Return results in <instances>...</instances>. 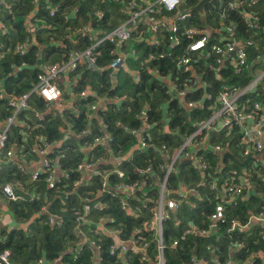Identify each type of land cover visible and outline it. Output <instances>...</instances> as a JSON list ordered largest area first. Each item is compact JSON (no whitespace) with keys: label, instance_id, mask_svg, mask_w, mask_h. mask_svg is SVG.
<instances>
[{"label":"trees","instance_id":"1","mask_svg":"<svg viewBox=\"0 0 264 264\" xmlns=\"http://www.w3.org/2000/svg\"><path fill=\"white\" fill-rule=\"evenodd\" d=\"M2 1L0 22L5 26V33L0 34V45L5 46V50L0 51V87L12 96L26 93L32 87L41 64L66 62L69 51L89 45L87 37L79 32L81 26L87 24L104 33L128 15L126 5L108 0H39L37 5L33 0ZM232 1L238 3L234 8H229L228 4ZM198 2L186 1L192 12L186 25L201 29L203 33L200 35L211 37L216 34L212 30L217 29L221 22L230 24L233 37L253 42L247 44L246 48L248 64L254 63L252 70L260 61H264V0H212L201 13L193 9ZM52 7H56L53 15L50 14ZM96 10L104 14L102 19H97L94 14ZM221 12H224V17L220 16ZM245 13L257 17L254 28L247 25ZM27 16L31 23L40 26L32 33L34 42L28 53L21 56L14 51V46L26 36L24 18ZM134 32L137 33L132 35L130 43L121 48L136 52L127 57L131 72L122 68L117 73L111 72L107 66L113 59L110 51L116 46L114 43H103L95 50L96 69L79 67L77 71L69 73L72 82L68 86H61L63 99L67 103L70 100V103L63 108H50L47 111L45 101L32 95L30 106L22 110L16 122L10 125L4 151L12 148L19 154H30L38 159L31 154L30 148L43 143L38 139L42 136L45 143L50 144L46 156L52 163L57 162L62 166L57 181L49 185L45 181V172L32 180L30 175L17 167L19 161L1 155L0 201L7 207L16 225L11 228L0 224V253L9 250L11 264L157 263L156 237L149 230H142L140 234L146 242L145 248H127L121 256H117L109 253L113 242L111 236L96 233L97 224L106 219V225L118 231V238L122 240L134 237V228L144 229L143 225L151 220L154 206L151 200L157 195L165 171V166H162L165 158L158 148L166 144L167 152L172 153L195 129L196 121L208 120L219 109L216 96L222 87L242 88L252 80V76L247 68L238 74H233L228 67L216 73L213 69L214 52L207 50L203 57H194L195 72L178 71L175 75L177 79L174 81L179 88L184 84L189 85L184 96H178L162 78L165 73L156 75L151 69L174 70L172 60L186 51L188 37L180 31V45L169 47L174 34L157 31L155 35L161 39L162 47L156 49L144 43L143 38L147 40L154 33L143 22ZM163 52L165 55L160 56ZM150 54H153L152 58ZM16 66L23 69L15 72ZM82 90H86L85 96L80 95ZM207 95L211 98L208 99ZM98 98H104L106 102L105 107L98 111V118H95L90 105ZM115 98H119L118 101H112ZM245 99L264 103V80L254 90L246 92L243 96ZM190 101L194 104L188 107L186 103ZM36 112L42 113L40 119L35 116ZM11 113L12 107L3 97L0 100V124ZM144 113L150 120L147 131H152L156 140L150 134L151 145L147 149H139L137 145L145 129L142 123ZM163 119L172 133L162 132ZM101 121L106 124L104 130L112 140L107 145H94V136L101 133L98 128ZM89 123L92 134L81 136L80 131L86 129ZM70 131H73V135ZM76 134L81 137H76ZM204 137L202 144L186 147L191 156L177 158L167 179L166 186L170 191L167 196L180 199L181 203L177 209L170 210V218L162 225L164 262L226 264L231 260L235 264H264V255L260 257L258 254L260 251L264 253L262 225L249 221L251 215L264 211V163L254 150L248 151L241 143L238 127L209 130ZM216 145L221 149L215 150ZM88 159L98 161L95 170L102 173L92 171L91 175L85 176L84 184L76 186L77 165ZM147 166L152 167V175L146 178L145 184H140L132 193L115 190V186L139 181L140 174H137L136 168L144 169ZM114 169H121L124 175L119 177L113 172ZM243 170L249 172L251 186L244 189L234 202L226 201L220 192L211 189V183L215 182L219 188L224 180L242 175ZM104 181L106 186L102 185ZM201 181L203 185H200ZM17 182H20L19 186ZM7 183L21 194V199L12 200L4 195L3 187ZM181 184L194 188L190 196L180 198L174 192ZM86 198H94L104 207L92 209L85 217L86 222L78 228L76 211L82 210ZM140 198L149 200L148 209L143 208ZM124 199L130 203V211L121 208ZM218 206L222 207L223 221H218L216 231L208 236L191 232L181 238L190 223L194 222L200 228L208 223L210 225L208 217ZM51 217L58 222L52 224ZM231 220L248 223V226L231 230ZM81 232L86 239L80 235ZM173 240H178L177 246H171ZM234 241L241 242L243 246L232 249ZM98 245L100 247L96 248ZM141 256L145 259L142 260ZM55 259L59 260L58 263L54 262Z\"/></svg>","mask_w":264,"mask_h":264},{"label":"built area","instance_id":"2","mask_svg":"<svg viewBox=\"0 0 264 264\" xmlns=\"http://www.w3.org/2000/svg\"><path fill=\"white\" fill-rule=\"evenodd\" d=\"M39 0H33L35 5L38 4ZM113 3H119L122 5H126L128 10V15L125 20L119 23L117 26L113 27L111 30L101 33L97 30L91 28L90 25H83L79 28V32L82 35H85L90 42L88 46L83 49L71 50L67 54V61L62 63H49V64H41L40 71L36 75V81L32 85V87L21 95H6L4 88L0 87V100L7 96V102L12 107V113L5 118L4 125L1 127L0 124V165L2 156H11L13 157L14 153L11 148H4L7 146L8 142V130L11 124L16 122V118L18 114L28 108L30 106L29 99L32 95L38 96L42 98L47 106V111L50 108H63L66 106V102L63 99L61 86H68L72 80L69 78V73L72 71H77L79 67H83L87 70H95L96 69V52L95 50L103 43H114L116 46L114 50H111L110 53L113 55V59L108 64V68L113 73H117L121 68L131 72L127 65V57L130 55H134L136 52L134 50H124L121 49L123 46H127L131 39L132 35L137 27L141 25L143 22L144 25L148 26L149 31L154 34L149 35L146 40L143 38L148 46H152L156 49H161L162 41L157 38L155 33L157 31H164L165 33H173V38L169 47L179 46L181 43L179 32L182 31L185 34L189 42L186 45L185 52L179 53L176 60H172L174 63V70L168 69L166 71L160 68L151 69V72L160 75L161 72L165 74L162 78L170 85L174 92L178 96H184L186 90L189 85L184 84L181 88H179L175 81L176 74L178 71L183 73L195 72L193 59L194 57H203L207 50L214 52V66L213 69L216 73L220 72L222 68L228 67L233 74L241 73L244 69L247 68L249 71V67L251 65L248 64V54H247V44L251 45L252 41H241L235 37H233L232 25H224L226 23L221 22L220 26L212 30L213 33L217 35L225 34V37L211 36L208 37L203 33L201 29H198L191 25H186L185 22L192 15L191 8L187 6V0H108ZM3 1L0 0V4ZM238 2L232 1L229 2L228 7L234 8ZM56 7H52L50 9V14L53 15ZM163 12H168V15L163 14ZM97 19H102L104 14L101 11L96 10L94 12ZM159 14V16H157ZM245 20L247 25L250 28H254L256 25L257 17L251 16L248 13H245ZM221 17H224V12H221ZM30 17L24 18L25 23V32L26 36L22 41L15 43L14 51L21 56H25L30 46L34 42L32 39V33L38 29L36 24H33L29 20ZM23 23V25H24ZM0 31L1 35L5 33V26L0 22ZM138 40V38H137ZM140 41V40H138ZM5 46L0 45V51H4ZM98 53V52H97ZM165 52L161 53L160 56H164ZM208 56V54L206 55ZM150 57H153V54H150ZM205 57V56H204ZM24 63V62H23ZM21 63V65H23ZM260 69L256 71L253 69L251 71L252 80L246 84L244 87L239 88L236 86H224L222 90L217 94L216 101L218 102L219 109L215 111L212 116L208 120H201L195 122V129L185 136L182 143H180L177 147H175L172 153L167 152L166 144H161L158 148V151L164 155L165 171L162 175L161 182L158 187L157 195L151 200V203H154L152 208V217L148 223L143 225L144 229L141 227H136L133 229L135 234L134 237L128 238L126 240H122L118 238V231L108 227L106 225V219L102 223L97 224L95 228L96 233H108L113 242L110 245L109 253L112 255L121 256L127 248L135 247L136 249H143L146 246L145 240L140 236L142 230H149L156 237V245L158 249L157 263L156 264H165L163 258V250L165 245L162 241V225L163 222L170 218V210H175L179 207L181 200L173 199L167 196L170 191H168L166 183L169 177V174L173 168L174 162L177 158L184 156H191L189 151L186 150V147L191 144H202L205 141L206 134L209 130L219 131L223 128L231 129L233 127H238L241 134V143L245 145L246 149L249 151L250 149L254 150L264 163V103L259 101H251L248 99L243 100V96L246 92L252 91L255 87L264 80V61L259 62ZM22 67L16 66L14 68L15 72H19L22 70ZM135 78H138L137 73H135ZM198 83L203 86V82L198 79ZM81 96L86 95V90H82L80 92ZM208 99L211 98L210 95L206 96ZM119 98L112 99V101L116 102ZM103 101V98H98L96 103L90 105V108L93 111H99L103 109V107H98L97 105ZM188 107L193 106V102L186 103ZM35 116L37 118H41L42 113L36 112ZM142 123L145 125V129L142 130L144 135L140 138L139 144L137 147L139 149H144L151 145L150 143V133L147 131V127L150 123L148 115L145 113L142 115ZM163 133H172L169 130L166 122L162 121ZM106 124L101 121L99 131L100 134H96L93 138L94 145H107L112 137L109 133L105 132ZM135 131V130H134ZM133 131V132H134ZM147 131V132H146ZM165 131V132H164ZM92 134V130L87 127L80 131L81 136H87ZM204 135V136H203ZM39 140H43L42 136L38 137ZM36 146L32 147L30 150L32 155H36L38 159L40 158V163L33 170L32 180L37 179L39 173L45 172L46 178L45 181L49 185H53L58 176L59 172L62 169V166L57 162H51V160L46 156L48 152V148L50 144L37 143ZM23 146V145H22ZM215 150H220L221 148L216 145L214 146ZM2 155V156H1ZM37 159V160H38ZM35 160V159H34ZM98 161L91 162L88 161L85 164L77 165V172L80 174V177L76 179V186L82 185L85 183V174L86 172L91 175V172L94 171L96 174H101L102 172L99 170H95L97 167ZM17 167L20 170H24L23 163H18ZM204 168V166H203ZM114 173H117L119 177L124 175L121 169H114ZM137 174H140V180L134 181L132 184H123L115 186V190H124L128 193H132L140 184L143 185L146 182V178L149 175H152V167L147 166L144 169H137ZM249 172L246 170L242 171V175L237 177H231L223 181V185L218 188L215 182L210 184L211 189L217 190L221 193L222 197L226 199L228 202H234V199L237 196L243 194L244 189L250 188L251 181L248 179ZM20 184V182H19ZM18 184V186H19ZM204 182L201 181L200 185H203ZM104 186H106V181L103 182ZM194 191V188L186 187L183 184L178 186V189L174 192L179 194L180 198H184L186 196H190V192ZM4 195L12 200L21 199V194L14 191L11 184L7 183L3 187ZM96 198V197H95ZM93 201V202H92ZM140 201L143 203V208L148 209L149 202L148 199L140 198ZM92 202V203H91ZM104 204L99 202L98 200L86 198L84 201V205L81 211H76L75 221L78 224V228H80L81 224L86 222V215L92 209H102ZM121 208L130 211V203L127 200H123L121 202ZM44 209V208H43ZM132 214V213H131ZM112 217V216H111ZM210 225L206 227L200 228L196 223L188 224V227L185 228L184 232L181 235L183 238L186 234L191 232L199 233L203 236H208L217 230L216 224L218 221H223L222 215V207L218 206L216 211L212 212L208 217ZM50 221L52 224L57 223V219L51 217ZM111 221V219H109ZM249 221L259 222L262 225L261 238L264 239V211H260L257 214L251 215ZM204 223V221H203ZM220 224V223H219ZM142 226V225H141ZM204 226V225H203ZM248 223L241 224L237 220H231L230 229H242L247 227ZM94 234V233H93ZM85 239L86 236L83 232L80 233ZM178 240H173L171 246H177ZM243 246L241 242L234 241L232 243V249H240ZM98 245L96 248H99ZM260 257H263L264 253H258ZM10 251L5 249L0 253V264H11L10 260ZM141 259L144 260L145 257L141 256ZM58 259H55L54 262L58 263ZM39 262H41L39 260ZM232 261H226V264H231Z\"/></svg>","mask_w":264,"mask_h":264},{"label":"crops","instance_id":"3","mask_svg":"<svg viewBox=\"0 0 264 264\" xmlns=\"http://www.w3.org/2000/svg\"><path fill=\"white\" fill-rule=\"evenodd\" d=\"M5 94L6 95H9V94H7L6 92H5ZM10 96V95H9ZM6 97V99H8V97L7 96H5ZM70 99V98H69ZM103 100H104V98H103ZM106 102V101H105ZM105 102L104 101H101L100 102V104H98L97 106L98 107H105L104 105H105ZM67 103V102H66ZM68 103H70V100H68ZM67 103V104H68ZM96 103V102H95ZM91 114L95 117V118H98V111H94L93 113L91 112ZM4 122L5 121H3V122H1V127L4 125ZM90 124L91 123H89V125H88V127H90ZM144 128H146V127H144ZM73 131H70L69 133L71 134V135H73V133H72ZM147 132V131H146ZM148 133H149V131H148ZM150 134H151V137H152V139H154V140H156L155 139V137L153 136V133H152V131H150ZM76 137H81L80 135H78V134H76ZM43 142H45L44 141V139H43ZM35 144V143H34ZM33 144V145H34ZM32 146V145H31ZM34 146H36V145H34ZM33 146V147H34ZM12 149V148H11ZM32 149V147L30 148V150ZM48 149H50V147L48 148ZM13 151V153H14V155H13V157H14V160H16V161H19V163H23V165H24V171L28 174V176L30 175V176H32V173H33V170L38 166V164L40 163V158L37 160V159H35L34 160V158L29 154V155H25V154H19L18 153V151L15 149V150H12ZM89 161V159L88 160H83V161H81V162H79L78 163V165L79 164H85L86 162H88ZM31 171V172H30ZM86 176H88L89 175V173L88 172H86V174H85ZM80 177V174L78 173V178ZM77 178V179H78ZM19 184V182H17V185ZM20 185V184H19ZM0 224L1 225H3V226H9V227H13V226H15L16 225V223H14L13 222V219H12V217H11V215H9L8 214V212H7V207L3 204V203H1V201H0Z\"/></svg>","mask_w":264,"mask_h":264},{"label":"water","instance_id":"4","mask_svg":"<svg viewBox=\"0 0 264 264\" xmlns=\"http://www.w3.org/2000/svg\"><path fill=\"white\" fill-rule=\"evenodd\" d=\"M212 0H199V2L193 7L194 10L198 11V12H202L203 11V8L204 6L211 2ZM254 66V63L249 67V71L251 72L252 71V67ZM251 75V74H250ZM31 172V171H30ZM231 264H235L233 261Z\"/></svg>","mask_w":264,"mask_h":264},{"label":"rangeland","instance_id":"5","mask_svg":"<svg viewBox=\"0 0 264 264\" xmlns=\"http://www.w3.org/2000/svg\"><path fill=\"white\" fill-rule=\"evenodd\" d=\"M260 68H261L260 65H256L254 70L256 71L257 69H260Z\"/></svg>","mask_w":264,"mask_h":264}]
</instances>
